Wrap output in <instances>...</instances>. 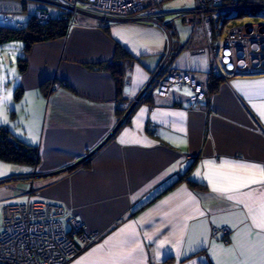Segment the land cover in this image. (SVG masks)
Listing matches in <instances>:
<instances>
[{"label": "crops", "instance_id": "obj_1", "mask_svg": "<svg viewBox=\"0 0 264 264\" xmlns=\"http://www.w3.org/2000/svg\"><path fill=\"white\" fill-rule=\"evenodd\" d=\"M231 1L264 18V0ZM28 2L0 0V25H26L39 9L58 13ZM194 7L178 13L193 28L187 43L163 7L156 22L102 23L81 13L66 38L32 46L25 74L11 71L23 94L15 100L16 88L15 109L0 124L37 146L40 162L0 161V211L28 201L64 207L100 234L72 264L264 261V74L216 84L210 55L196 52L206 41ZM118 45L133 58L120 93L111 73L88 67L112 61ZM3 51L8 74L14 62ZM163 64L162 75L197 78L206 98L195 102L187 86L159 97ZM124 104H135L125 124ZM187 172L189 181L169 190ZM224 227L227 236L213 232Z\"/></svg>", "mask_w": 264, "mask_h": 264}, {"label": "built area", "instance_id": "obj_2", "mask_svg": "<svg viewBox=\"0 0 264 264\" xmlns=\"http://www.w3.org/2000/svg\"><path fill=\"white\" fill-rule=\"evenodd\" d=\"M36 1L58 11L53 17L45 10H37L33 17L38 22L69 19L72 28L81 13L91 14L102 23L156 22L162 4L168 0ZM235 6L228 0H195L190 14L194 23L202 27L206 41L196 52L210 55L211 71L218 77L264 74V23L235 26L226 31L227 24L237 17L235 12L242 8ZM6 19L13 16L7 15ZM163 66L156 83L159 97L165 98L172 89L187 86L194 93L195 102L206 98V88L197 78L181 70L162 75ZM123 106L130 110L132 105ZM213 232L227 236L230 229L224 227ZM99 239L100 234L88 232L81 220L60 205L43 201L9 205L3 208L0 222V264H72Z\"/></svg>", "mask_w": 264, "mask_h": 264}, {"label": "trees", "instance_id": "obj_3", "mask_svg": "<svg viewBox=\"0 0 264 264\" xmlns=\"http://www.w3.org/2000/svg\"><path fill=\"white\" fill-rule=\"evenodd\" d=\"M228 3L234 4L231 0H228ZM251 14H254L252 10L243 9L240 10L236 16L240 18L244 15ZM69 21V19H52L48 23H40L36 18L31 17L28 23L20 28L10 25H0V47L4 48L9 43L16 41H22L25 44L24 55L18 59L19 73L25 74L28 68L26 55L31 50L32 46L37 43L66 38L71 29ZM132 63L133 58L130 53L118 45L112 61L92 64L88 67L96 71H106L111 73L116 82L117 90L120 93L126 81L127 72L131 68ZM211 77L216 84L224 80L223 77L215 75H212ZM22 94V90L17 88L15 100L19 101ZM128 119L129 115L126 117L123 124L127 123ZM0 161L36 167L40 162V151L37 146L30 145L17 138L9 126L0 124ZM89 165L90 159L81 163L80 167H88ZM188 176L189 172L180 176L169 190L176 187L182 181L188 180Z\"/></svg>", "mask_w": 264, "mask_h": 264}, {"label": "rangeland", "instance_id": "obj_4", "mask_svg": "<svg viewBox=\"0 0 264 264\" xmlns=\"http://www.w3.org/2000/svg\"><path fill=\"white\" fill-rule=\"evenodd\" d=\"M39 2L36 0H29L28 4H38ZM40 4V3H39ZM38 4V5H39ZM195 5V0H168L162 4V7L169 11L170 14L166 17V21H171L175 30L177 31V35L180 37V40L183 43H187L190 37L193 34V28L190 23L186 22L179 12L183 10H188L193 8ZM36 13L33 14V16ZM161 14V13H160ZM264 23V18H252L250 16L244 15L240 18L236 17L235 20H231L227 26L226 31L235 26H241L252 23ZM7 49L6 53H9L12 56V60L14 62V67L6 64V68L8 70V74L4 72V64L3 59L0 58L1 67L3 68V72L0 71V122L9 120L11 112L15 109L14 103V92L18 86L15 83L14 78L12 77L11 71L17 72L19 68L18 59L24 55L25 44L22 41H16L9 43L5 46ZM0 52H4L3 48L0 47ZM177 89V88H174ZM184 93V92H182ZM128 110H126V113ZM30 188V184H28ZM24 196L18 198L15 202H23ZM2 212L0 211V220L2 218Z\"/></svg>", "mask_w": 264, "mask_h": 264}, {"label": "snow or ice", "instance_id": "obj_5", "mask_svg": "<svg viewBox=\"0 0 264 264\" xmlns=\"http://www.w3.org/2000/svg\"><path fill=\"white\" fill-rule=\"evenodd\" d=\"M261 115H264V112L261 113ZM248 167H252V166H248ZM253 183L257 182V181H252ZM241 186H246V185H241ZM214 190H220V191H229L230 189L224 188V189H216L214 187ZM261 226L264 227V220H262L261 222ZM261 264H264V261L261 262Z\"/></svg>", "mask_w": 264, "mask_h": 264}, {"label": "water", "instance_id": "obj_6", "mask_svg": "<svg viewBox=\"0 0 264 264\" xmlns=\"http://www.w3.org/2000/svg\"><path fill=\"white\" fill-rule=\"evenodd\" d=\"M247 16H250V17H252V18H255L257 15H247ZM234 18H236V17H234ZM134 106H135V104L132 105V107L130 108V110L128 111V113H127L126 116H128V115L130 114L131 109H132ZM90 156H91V155H90ZM90 156H89V157H90Z\"/></svg>", "mask_w": 264, "mask_h": 264}]
</instances>
